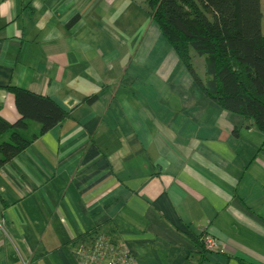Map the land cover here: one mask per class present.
I'll use <instances>...</instances> for the list:
<instances>
[{
    "label": "crops",
    "instance_id": "obj_1",
    "mask_svg": "<svg viewBox=\"0 0 264 264\" xmlns=\"http://www.w3.org/2000/svg\"><path fill=\"white\" fill-rule=\"evenodd\" d=\"M10 88L47 98L69 116L65 0H0V116L21 117ZM0 165V264H75L69 117ZM2 156L0 155V161Z\"/></svg>",
    "mask_w": 264,
    "mask_h": 264
},
{
    "label": "trees",
    "instance_id": "obj_2",
    "mask_svg": "<svg viewBox=\"0 0 264 264\" xmlns=\"http://www.w3.org/2000/svg\"><path fill=\"white\" fill-rule=\"evenodd\" d=\"M9 92L14 95L15 106L21 121L17 126H13L0 116V140L9 136V140L0 145L1 166L24 153L36 139V136L31 138L18 131L26 130V123L38 124L41 128L40 134L43 136L69 117L58 105L47 98L15 88H10Z\"/></svg>",
    "mask_w": 264,
    "mask_h": 264
},
{
    "label": "rangeland",
    "instance_id": "obj_3",
    "mask_svg": "<svg viewBox=\"0 0 264 264\" xmlns=\"http://www.w3.org/2000/svg\"><path fill=\"white\" fill-rule=\"evenodd\" d=\"M36 125V124H34ZM9 140V136L5 137L4 139H1L0 140V145L4 142V141H8Z\"/></svg>",
    "mask_w": 264,
    "mask_h": 264
}]
</instances>
